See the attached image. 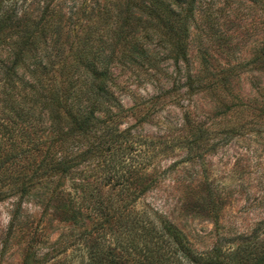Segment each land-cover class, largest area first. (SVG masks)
Masks as SVG:
<instances>
[{
	"label": "trees",
	"instance_id": "trees-1",
	"mask_svg": "<svg viewBox=\"0 0 264 264\" xmlns=\"http://www.w3.org/2000/svg\"><path fill=\"white\" fill-rule=\"evenodd\" d=\"M90 1L82 8V20L79 9L72 12L39 0H0V202L16 200L5 243L16 229L28 230L23 264L39 260L33 247L43 237L37 227L20 221L22 202L35 198L43 210L51 205L58 216L73 221H80L85 210V216L94 220L91 233L104 230L101 238L107 245L101 254L91 247L89 264H185L177 252L192 264H264V246L219 245L199 254L185 246L181 232L170 224H164V236L160 235L166 249L150 246L148 238L144 241L137 234L134 221L120 223L111 203L104 204L97 195L98 181L115 179L122 190L132 193L155 182L154 170L150 175L143 165L136 173L130 164L126 167L129 153L152 143L120 126L128 114L140 119L148 115L156 97L124 107L119 100L125 83L121 75L142 74L154 80L157 54L150 45L156 42L168 45L176 62L188 63V24L195 21L196 10L195 0ZM217 41L228 53L227 44ZM256 51L250 62L263 68L264 40ZM196 54L197 70L172 75L184 77L185 93L206 89L223 104L232 94L228 86L237 75L234 67L213 69L215 83L204 85L212 56L200 48ZM258 88L249 103L264 123V94ZM148 147L139 150L143 164L150 158ZM218 203L220 199L208 190L206 206L214 222ZM110 226L126 236L115 242L118 246L105 238Z\"/></svg>",
	"mask_w": 264,
	"mask_h": 264
},
{
	"label": "rangeland",
	"instance_id": "rangeland-1",
	"mask_svg": "<svg viewBox=\"0 0 264 264\" xmlns=\"http://www.w3.org/2000/svg\"><path fill=\"white\" fill-rule=\"evenodd\" d=\"M39 1L72 12L79 9L80 19L84 17L82 8L91 2ZM176 8L173 13L178 15ZM195 10V21L188 24V63L176 62L170 57V47L156 42L150 45L157 54L158 73L154 80L142 74L139 79L128 78L127 72L121 75V82L125 83L119 100L124 107L132 106L134 100L156 97L148 115L140 119L128 114L120 126L130 127L132 133L152 143L129 153L126 167L130 164L135 171L143 165L150 175L154 170L155 182L141 193L138 188L133 193L122 190L115 179L104 184L98 181L94 187L99 189L97 195L104 204L111 203L110 210H116L120 223L134 221L137 234L144 241L148 238L150 246L158 247L165 240L163 226L170 224L181 232L185 246L199 254L209 253L219 245L263 247L264 123L258 121L249 102L257 96L256 87L264 94V67L250 62L264 40V0H195ZM219 39L223 41L220 44H227L228 53L216 43ZM199 48L212 56L205 69L208 76L204 85H213L210 72L227 65L237 73L228 86L232 94L225 97L223 104L206 89L185 93L182 76L187 70L198 69ZM175 72L182 76L172 75ZM143 110L144 113L146 109ZM147 147L150 158L143 164L139 150ZM208 190L220 199L216 222L206 206ZM15 203V199L0 202V264H23L28 230L16 229L5 243ZM20 208V221L31 224L32 229L37 227L43 237L33 247L39 260H28L27 264H37L35 260L41 264H89L91 247L101 254L107 245L101 238L104 230L91 233L94 220L85 216V210L80 221H73L58 216L51 205L43 210L35 198L24 200ZM105 238L116 244L126 236L116 226H110ZM161 245L166 249L165 244ZM177 254L185 264H192L180 252Z\"/></svg>",
	"mask_w": 264,
	"mask_h": 264
}]
</instances>
